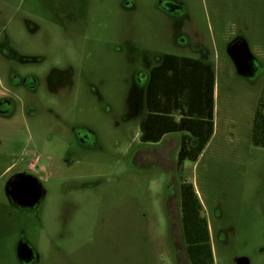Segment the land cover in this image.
Returning <instances> with one entry per match:
<instances>
[{
	"label": "rangeland",
	"instance_id": "374dc122",
	"mask_svg": "<svg viewBox=\"0 0 264 264\" xmlns=\"http://www.w3.org/2000/svg\"><path fill=\"white\" fill-rule=\"evenodd\" d=\"M161 1L0 0V264H19L24 238L41 264H175L177 245L187 261L185 183L202 202L214 264H264V147L252 140L264 0H176L182 13ZM238 35L262 66L254 77L226 52ZM165 54L217 67L215 133L196 160L180 159L183 132L140 138L146 60ZM17 173L42 182L37 213L9 201Z\"/></svg>",
	"mask_w": 264,
	"mask_h": 264
},
{
	"label": "trees",
	"instance_id": "16d2710c",
	"mask_svg": "<svg viewBox=\"0 0 264 264\" xmlns=\"http://www.w3.org/2000/svg\"><path fill=\"white\" fill-rule=\"evenodd\" d=\"M145 113L140 122L141 141L157 143L173 132L184 135L180 159L196 160L214 133L215 71L210 62L198 58L165 54L153 64L146 60ZM181 117L176 119V115ZM187 137L195 138L189 143ZM252 140L264 147V89L253 118ZM183 229L190 262L214 264L208 221L192 184L181 188Z\"/></svg>",
	"mask_w": 264,
	"mask_h": 264
},
{
	"label": "water",
	"instance_id": "95a60500",
	"mask_svg": "<svg viewBox=\"0 0 264 264\" xmlns=\"http://www.w3.org/2000/svg\"><path fill=\"white\" fill-rule=\"evenodd\" d=\"M226 52L240 76L254 77L262 68L252 52L248 40L242 35H238L228 42ZM21 176H25V179L16 183L11 189L7 185L6 190L9 201H17L18 204L28 209L38 206L45 196L44 187L40 185L39 179L33 175L21 173ZM25 245L27 243H19V255L23 253L22 249L25 248ZM238 264H249V260L246 257H240L238 258Z\"/></svg>",
	"mask_w": 264,
	"mask_h": 264
},
{
	"label": "flooded vegetation",
	"instance_id": "af4514ba",
	"mask_svg": "<svg viewBox=\"0 0 264 264\" xmlns=\"http://www.w3.org/2000/svg\"><path fill=\"white\" fill-rule=\"evenodd\" d=\"M161 7H163L167 11L173 12V13H182L185 9L184 5L182 3L176 1V0H162L161 1ZM78 134L80 135L81 139L84 142H87V138L90 135V131L88 129H85V128H80V129H78ZM24 179H25V176H21V173H17V174L12 175L10 177L7 185L11 189V187H13L16 183H18L19 181L24 180ZM39 183H40V185L43 186V184L40 180H39ZM43 200H44V198L42 199V201ZM42 201H41V203H42ZM41 203L38 206H35L33 208L28 209V208H25L24 206L18 204L17 201L11 202V204L15 208H17L21 211H28V212H34V213L38 212V209H39ZM181 210H182V201H181ZM205 218L207 219V217H205ZM182 221H183V213H182ZM208 225H209V223H208ZM183 231H184V229H183ZM209 231L211 233L210 225H209ZM184 238H185V233H184ZM20 243L21 244L27 243V245H25V248L22 249L23 253L21 255H19V252H18L19 247L17 246V249H16V255L17 256L16 257L19 260V264H41V254L36 249V247H33L31 245V243L26 238H24ZM183 253L185 254L187 261L182 262L180 260V257H181L180 246L177 245V257L175 259V264H192L190 262V259H189L188 250L185 249V246H183Z\"/></svg>",
	"mask_w": 264,
	"mask_h": 264
},
{
	"label": "crops",
	"instance_id": "0c3cea01",
	"mask_svg": "<svg viewBox=\"0 0 264 264\" xmlns=\"http://www.w3.org/2000/svg\"><path fill=\"white\" fill-rule=\"evenodd\" d=\"M199 59V58H198ZM201 60H203V61H206V62H210L212 65H213V67H214V71H215V90H214V98H216V94H217V67H216V65L215 64H213L210 60H207V59H204V58H201ZM180 115L179 114H177L176 115V119L177 120H179L180 119ZM215 127H216V103H214V133H215ZM182 132V131H181ZM184 133V135H189V133L188 132H183ZM214 133H213V135H214ZM170 134V133H169ZM213 135L211 136V138L213 137ZM166 136V135H165ZM211 138H210V140H211ZM188 139V138H187ZM192 140H193V137H192ZM209 140V141H210ZM197 192V191H196Z\"/></svg>",
	"mask_w": 264,
	"mask_h": 264
}]
</instances>
